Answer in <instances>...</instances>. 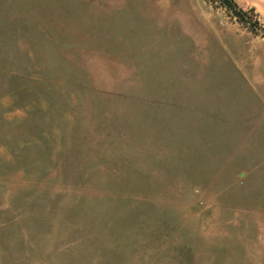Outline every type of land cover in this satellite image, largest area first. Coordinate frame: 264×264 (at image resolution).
Instances as JSON below:
<instances>
[{
	"label": "rangeland",
	"instance_id": "1",
	"mask_svg": "<svg viewBox=\"0 0 264 264\" xmlns=\"http://www.w3.org/2000/svg\"><path fill=\"white\" fill-rule=\"evenodd\" d=\"M235 1L258 32L0 0V264H264V0Z\"/></svg>",
	"mask_w": 264,
	"mask_h": 264
},
{
	"label": "trees",
	"instance_id": "2",
	"mask_svg": "<svg viewBox=\"0 0 264 264\" xmlns=\"http://www.w3.org/2000/svg\"><path fill=\"white\" fill-rule=\"evenodd\" d=\"M217 2L219 6L224 8L226 12L235 20L246 26L248 29L254 32H258L261 25L259 24L257 19H252L251 15L252 13L249 12V14L241 9L235 0H214ZM262 36H264V31L260 33Z\"/></svg>",
	"mask_w": 264,
	"mask_h": 264
}]
</instances>
